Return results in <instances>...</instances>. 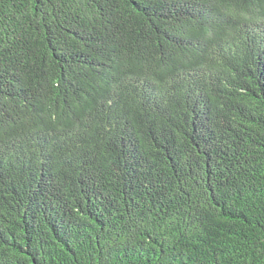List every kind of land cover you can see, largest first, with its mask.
Instances as JSON below:
<instances>
[{
	"label": "trees",
	"instance_id": "1",
	"mask_svg": "<svg viewBox=\"0 0 264 264\" xmlns=\"http://www.w3.org/2000/svg\"><path fill=\"white\" fill-rule=\"evenodd\" d=\"M0 264H264V0H0Z\"/></svg>",
	"mask_w": 264,
	"mask_h": 264
}]
</instances>
